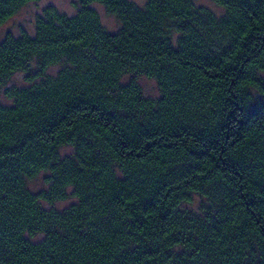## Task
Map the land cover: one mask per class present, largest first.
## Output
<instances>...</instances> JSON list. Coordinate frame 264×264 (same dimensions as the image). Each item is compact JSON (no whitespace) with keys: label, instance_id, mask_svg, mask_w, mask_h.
<instances>
[{"label":"trees","instance_id":"16d2710c","mask_svg":"<svg viewBox=\"0 0 264 264\" xmlns=\"http://www.w3.org/2000/svg\"><path fill=\"white\" fill-rule=\"evenodd\" d=\"M213 1L50 4L6 33L0 89L27 84L0 102V264H264V0Z\"/></svg>","mask_w":264,"mask_h":264},{"label":"rangeland","instance_id":"374dc122","mask_svg":"<svg viewBox=\"0 0 264 264\" xmlns=\"http://www.w3.org/2000/svg\"><path fill=\"white\" fill-rule=\"evenodd\" d=\"M76 1L78 0H39V1L31 2L30 4L25 6L19 14H17L15 17L10 19L4 25L0 26V42L4 39L6 33L9 31L13 32L15 35H19L21 33V30L24 28L30 33H33L35 31L36 16L39 13H41L43 8L46 7L47 5L54 4L61 11L66 12L68 14L76 13L77 11V8L75 6ZM132 1L136 2L139 5H144L146 3V0H132ZM197 4L199 6H206L216 11L217 13L223 12L221 7H219L213 0H197ZM94 6L100 13L102 17V21L104 25L107 27V29L111 31H117L120 27V22L118 18L115 15L108 13L106 8L100 3H94ZM60 68L61 66L58 65L52 66L48 72L51 74H56ZM24 76H25L24 73H18L5 87L11 85H17V84L18 85L27 84V81L25 80ZM131 76L132 75H126L123 78V81L128 82ZM137 80L142 86L145 96L151 98H158L160 96V90L157 81L154 78L148 77L146 75H138ZM5 87H2L0 89V102L10 105L12 104V100L5 95L4 93ZM72 151L73 148L70 146H65L61 149L63 155H67ZM45 175L46 173L44 172L40 173V175L37 178L30 181L29 186L33 191L37 192L47 187L44 182ZM76 201H77L76 197L70 196L68 199L63 201H58L54 205H49L46 203L45 205L47 207L55 206L58 209L62 210L70 206L71 204L75 203ZM202 201L203 199L200 196L198 195L194 196V201L190 205L191 208L198 209Z\"/></svg>","mask_w":264,"mask_h":264}]
</instances>
